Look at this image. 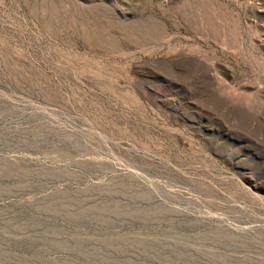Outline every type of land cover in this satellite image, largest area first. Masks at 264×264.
Wrapping results in <instances>:
<instances>
[{
  "label": "rangeland",
  "instance_id": "374dc122",
  "mask_svg": "<svg viewBox=\"0 0 264 264\" xmlns=\"http://www.w3.org/2000/svg\"><path fill=\"white\" fill-rule=\"evenodd\" d=\"M0 264H264V0H0Z\"/></svg>",
  "mask_w": 264,
  "mask_h": 264
}]
</instances>
